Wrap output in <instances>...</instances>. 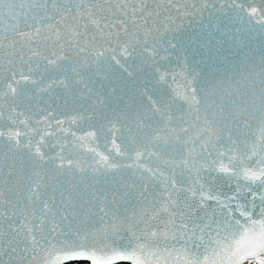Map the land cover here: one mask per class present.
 I'll use <instances>...</instances> for the list:
<instances>
[{
	"label": "snow or ice",
	"instance_id": "6c2138e0",
	"mask_svg": "<svg viewBox=\"0 0 264 264\" xmlns=\"http://www.w3.org/2000/svg\"><path fill=\"white\" fill-rule=\"evenodd\" d=\"M0 264H264V0H0Z\"/></svg>",
	"mask_w": 264,
	"mask_h": 264
},
{
	"label": "water",
	"instance_id": "95a60500",
	"mask_svg": "<svg viewBox=\"0 0 264 264\" xmlns=\"http://www.w3.org/2000/svg\"><path fill=\"white\" fill-rule=\"evenodd\" d=\"M65 127H68V125H65ZM92 147H97L98 148V151L100 152H105L106 148L110 149L111 148V145H107L105 146L103 143H100L99 145H96V144H92L91 145Z\"/></svg>",
	"mask_w": 264,
	"mask_h": 264
}]
</instances>
